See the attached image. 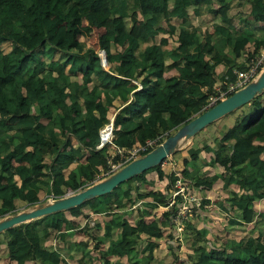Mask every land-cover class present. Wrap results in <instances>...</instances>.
I'll return each instance as SVG.
<instances>
[{
	"label": "trees",
	"instance_id": "obj_1",
	"mask_svg": "<svg viewBox=\"0 0 264 264\" xmlns=\"http://www.w3.org/2000/svg\"><path fill=\"white\" fill-rule=\"evenodd\" d=\"M166 1L0 0V216L14 212L20 203H36L45 192L61 195L96 179L98 168H106L104 152L94 149L98 127L112 114L114 100L121 107L113 116L112 140L127 147L169 134L203 109L216 81L235 77L234 43L252 37L235 30L233 18L241 12L253 18L264 14V0H244L238 10L230 0H170L169 9ZM202 13L216 20L207 31L190 21V15ZM165 14L176 18L167 22L172 39H155ZM138 16L143 29L134 35L130 25ZM92 28L97 30L107 69L100 65L93 47L79 39ZM4 41L10 44L8 50L1 47ZM261 44L264 36L256 40V46ZM40 53L47 59L40 58ZM246 58L248 62L250 57ZM218 63L224 69L216 75ZM65 67L71 74L68 81L61 77ZM237 68L245 70L247 64ZM133 79L140 87L135 88ZM248 102L251 107L216 135L212 146L188 145L172 167L160 161L77 205L7 227L8 256L15 264L65 263L57 247L33 245L25 228L42 221L43 234L53 227L63 237L72 227L69 216L82 214L84 207L88 213L110 214L123 197L138 198L149 207L163 205L166 196L159 190L132 195L138 186L131 182L144 181V173L154 170L158 176L168 172L169 186L174 171L200 191L212 188L217 179L223 187L236 186L238 191L230 188L226 196L228 206L220 202V208L234 211L227 217L229 225L250 231L259 225L256 234L245 232L218 247L201 242L207 227L196 228L184 220L192 234L194 264H264V208L256 215L254 209V199L264 197V100L254 96ZM201 148L211 151V162L223 169L197 175L207 165L198 156ZM197 159L201 166L194 164ZM123 183L126 186L121 188ZM174 207L161 210L162 223L146 210L142 214L149 218L137 222H131L126 213L110 214L103 222L87 221V227L101 229L100 235L91 237L94 244L107 242L99 252L102 264H117L107 255L126 256L128 264H151L152 249L163 229L168 226L177 233L170 225ZM113 229L116 235L111 238ZM142 234L144 256L138 257L133 251ZM72 244L82 245V253L72 264H89L90 257L84 253L87 242Z\"/></svg>",
	"mask_w": 264,
	"mask_h": 264
},
{
	"label": "rangeland",
	"instance_id": "obj_2",
	"mask_svg": "<svg viewBox=\"0 0 264 264\" xmlns=\"http://www.w3.org/2000/svg\"><path fill=\"white\" fill-rule=\"evenodd\" d=\"M244 0H230V4L234 6V10L240 9V4ZM167 2V1H166ZM55 7V5H54ZM165 7L166 3H165ZM137 15V14H136ZM241 15L238 13L237 17ZM165 17L162 18L160 25L158 26V33L155 36V39H158L160 36H166L169 40L172 39L171 36L168 35V26H167V15H164ZM236 17V21H237ZM190 21L193 25H198L201 29V31H207L209 30L212 23L215 22V18H213L209 13H204L202 15H190ZM132 25V23H131ZM130 25V27H131ZM78 29V28H77ZM140 29V28H137ZM132 33L134 35H137L139 32L133 31ZM174 35V34H173ZM79 39L82 40L85 43V46L94 47V49H97V30L92 28L90 32L84 33L82 35H79ZM9 42L4 41L1 42V47L4 50L9 49ZM40 58L47 59L43 54H39ZM53 57H56V53L53 54ZM222 66L223 64L220 63ZM66 68V67H65ZM220 69V68H219ZM218 69V70H219ZM223 70V68H222ZM221 71H216V75H219ZM261 70H259L254 74V78L257 75V73ZM168 74V73H167ZM165 73L164 75L167 76ZM259 100H264V89L257 92L254 95ZM253 96V97H254ZM252 97V98H253ZM115 103V104H114ZM117 103V100L113 102L111 105V108L113 107L112 111L115 110V105ZM205 107V106H203ZM251 107L250 103L248 101L242 103L241 105L237 106L236 108L231 110V114L233 115L232 118H228V114H225V116H219L203 127L199 128L196 132H194L192 135L183 136L180 139H178L177 143L175 144L173 150L168 153L166 156L163 157L164 161H176L177 157L179 155H182L186 152V147L188 145L192 146H200L203 147V145L208 144L210 146L213 145L214 137L218 135L221 131L225 130L230 124H232L234 121L239 119L238 117L241 116L245 111H247ZM175 128L171 129L169 133L173 132ZM162 136V138H164ZM29 145H25V147H28ZM151 145H149L150 147ZM212 153L211 151H206L205 149L201 148L198 152V156L205 160L207 163L206 166L200 167L199 174L197 175H203L204 173H210L212 170L219 171L223 169L222 166L218 165L216 162H211L210 157ZM166 163V162H165ZM164 163V164H165ZM194 164L201 166L200 160H195ZM212 166V167H211ZM10 172V169L8 170ZM106 176V175H105ZM105 176H100L98 179H102ZM16 179V176H14ZM144 181H132L131 185H137L138 189L133 190L132 195H135L136 193H145L149 189L152 190H159L165 193L166 199H167V193H168V172L163 173L162 176H158L154 170H150L144 173ZM188 182V181H187ZM91 183V182H90ZM191 184V182H189ZM126 186L125 183L121 185V188H124ZM190 187V185L188 184ZM230 188H233L234 190L238 191L237 187L234 185H230L228 187L221 186V180L217 179L213 183L212 190L209 189L208 192H206V189H203L201 193L207 194L206 197L202 196L201 202H207L205 204L211 203L210 207H206V209H201V207L197 210V214L195 216L188 217L186 221H190L189 223L196 227H207V231L205 233V238L201 241L202 243H205L207 245L212 246H223V243L228 238H238L241 234H244L245 232H251L253 234H256L259 225H257L253 230L250 231V229L244 227V226H238V225H229L227 221L228 215L231 213L233 214L234 211L231 209L224 210L222 207L220 208V202H222L225 206L227 205L226 202V196L230 192ZM191 189V188H190ZM208 190V189H207ZM191 191H194L195 193H198L199 190H196L194 188L191 189ZM47 192L42 194V198H40L37 202H46V197L50 198V194ZM221 195V196H220ZM123 201L120 205L116 206L117 208L111 212L112 215H119V213H126V216L131 220V222H137L142 219H147L149 216L143 215V211H147L158 221L159 223L163 222V215L162 211L165 209L162 205H156L153 207L145 206L139 200L138 198L130 201V198L123 197ZM145 201V200H142ZM255 201V199H254ZM263 201V200H262ZM32 204L29 206H25V204L20 203L19 206L16 207L17 210L21 209H27L33 207ZM261 204L256 203L254 204V207L257 208L260 207ZM261 207L264 208V203L261 205ZM82 214L70 217V225L72 227H68L67 234L61 237L58 234V231L56 232V228L48 227V232L46 234H43V222H37L35 224H32L25 228L26 235L28 236L31 243L35 246H44V245H51L53 247H57V250L61 252L60 255L64 257L66 260L65 263L60 264H72L78 256L82 253L81 247L82 245H73L72 243L76 240H84L87 242L86 246L84 247V250L86 254L90 257L89 264H102L101 260L99 259V252L101 250H104L107 246V242L103 244H97L95 245L94 238H91L94 235H100V231H97V229H94L93 226L87 227V221L93 222L101 221L103 222L106 220L110 215L107 213H97L92 215L93 213H88V207L82 208ZM259 209V208H258ZM15 212V211H14ZM87 213V217L85 214ZM5 215L4 217H6ZM196 217V218H195ZM94 219V220H93ZM92 224V223H91ZM166 226V228L163 229L162 236L160 238L156 239L155 246L152 249V260L151 264H194L195 262V253L192 251V245L190 242L192 241V234L190 232V229L185 226V224L179 229V233H175L170 228ZM62 229V226H61ZM64 231V230H63ZM70 232V233H69ZM86 233H89L88 236L85 235ZM169 232H172L169 234ZM69 233V234H68ZM116 235V229L111 230L109 236L115 237ZM144 237L145 235H141L135 245V250L133 251V254L138 257H143L144 253H142L141 248L144 244ZM176 239H179L178 243L176 242ZM5 240H6V233L5 230L0 231V264H15L14 260L8 256V252L5 249ZM176 246L178 248H176ZM109 257H113L114 255H107ZM113 260L117 262V264H128V258L126 256L124 257H113ZM219 261V260H218ZM28 264H41L40 261L34 260L30 261Z\"/></svg>",
	"mask_w": 264,
	"mask_h": 264
},
{
	"label": "water",
	"instance_id": "obj_3",
	"mask_svg": "<svg viewBox=\"0 0 264 264\" xmlns=\"http://www.w3.org/2000/svg\"><path fill=\"white\" fill-rule=\"evenodd\" d=\"M101 64H106V57L102 49ZM264 89V66L260 74L254 80L249 81L242 87L234 90L214 104L190 116L184 123L179 125L173 132L168 134L159 143L151 147L143 154L127 161L118 169L106 177L94 181L75 191H67L62 195L47 199L46 202H38L31 208L15 211L0 218V231L19 222L77 205L84 199L109 191L117 183L142 171L143 169L157 164L164 156L170 153L178 139L192 135L199 128L213 119L223 115L242 103L250 100L257 92ZM66 193H69L66 195Z\"/></svg>",
	"mask_w": 264,
	"mask_h": 264
},
{
	"label": "built area",
	"instance_id": "obj_4",
	"mask_svg": "<svg viewBox=\"0 0 264 264\" xmlns=\"http://www.w3.org/2000/svg\"><path fill=\"white\" fill-rule=\"evenodd\" d=\"M264 60V49L260 50L255 54L243 71L237 72L236 77L233 80H223L221 85H214V91L208 95V104L213 103L217 98L223 97L226 93L232 91L235 88L242 86L245 82L251 80L254 74L257 72L258 64ZM139 86V84H138ZM205 88V86L203 87ZM113 125L112 121L109 120L104 123L99 129V142L94 146L95 149L100 148L102 145L112 144L113 137ZM160 136H155L153 138H146L142 144L132 145L130 147L123 146H113V150L106 154L107 170L100 171L99 174L107 173L119 166L123 161L134 157L139 151H143L147 146L153 145L159 140ZM116 155L117 158L114 160L113 156ZM166 162V163H165ZM167 164L170 167L173 166V161H161V164ZM174 178L172 184L168 188L166 203L163 207L168 210L171 209L173 205L175 207L170 212L171 213V226L179 230L183 226V221L187 220L193 214L197 213L200 205L208 207L207 202H201V193H195L191 191L187 181L179 175V172H173ZM202 195V196H201ZM51 196H53L51 194ZM206 197V196H204Z\"/></svg>",
	"mask_w": 264,
	"mask_h": 264
},
{
	"label": "crops",
	"instance_id": "obj_5",
	"mask_svg": "<svg viewBox=\"0 0 264 264\" xmlns=\"http://www.w3.org/2000/svg\"><path fill=\"white\" fill-rule=\"evenodd\" d=\"M170 3H171V1L167 0V2H166V6H167L166 8L167 9H169ZM202 14H204V13H202ZM202 14H199V15H202ZM236 17L233 18L234 19L233 22L235 23L234 24L235 25V27H234L235 30L244 32V35L252 37V40H247L246 38H242L240 40H237L234 43V47H233V54H234V60H235L234 64L236 65V67H238V65L243 63V62L246 64V61H247L246 57L247 56L251 57L258 50L264 48V46L262 44L256 46V40L261 39L264 36V14H261V15L257 16L256 18H253L250 15L246 14L245 12H241V15H239L237 17V21H236ZM167 18H168L167 22L176 20V18H172V17H168V16H167ZM84 22H85V18L82 16L80 18V24L82 25ZM137 28H140V29H137ZM130 29H131V31L133 30V31H136V32H140L143 29V22H142V19L139 16H138V18L135 21L132 22V25H131ZM222 68L224 69V66H222L220 63H218L216 65V67H215V70L218 72V71H221ZM61 77L64 79V81H68V80L71 79V74L69 75V72L65 68L63 70V72L61 73ZM230 112H231V110L226 112V113H224L222 116H225V114H228L227 115L228 118H232L233 115H229V114H231ZM70 165L72 166L74 164L72 163ZM210 190H212V189L210 188ZM208 191H209V189L208 190L206 189V192H208ZM256 203H259V204L262 205L264 203V199L263 198L262 199H258V200L255 201L254 204H256ZM261 205H260V207H258L259 209L257 208V211H261L263 209V207H261ZM255 210H256V207H255ZM94 214H97V213H93L92 215H94ZM94 221L97 222L96 220H94ZM177 233H179V231ZM178 240L179 239L176 240L177 243L179 242ZM103 243H106V242H100V244H103ZM60 254H61V252H60ZM113 257H117V256L114 255ZM113 257H109V260H113L112 259ZM113 261H115V260H113Z\"/></svg>",
	"mask_w": 264,
	"mask_h": 264
},
{
	"label": "clouds",
	"instance_id": "obj_6",
	"mask_svg": "<svg viewBox=\"0 0 264 264\" xmlns=\"http://www.w3.org/2000/svg\"><path fill=\"white\" fill-rule=\"evenodd\" d=\"M93 49H94V47H93ZM262 49H264V48H262ZM262 49H260V50H262ZM260 50H258L255 54H257ZM94 51L97 53V55H98V58H99V63H100V65L102 66V68H104V69H107V61H106V64H101V57H102V54H103V52H102V49L101 48H99V46H98V44H97V49L95 50L94 49ZM105 53V52H104ZM254 54V55H255ZM254 55H252L250 58H249V61L248 62H246V64H247V66H248V64H249V62H250V59L254 56ZM264 66V60L260 63V64H258V68H257V71L259 70V68H262ZM233 69V71L236 69V71L237 72H240V71H243V70H239L237 67H233L232 68ZM235 72V71H234ZM165 74V73H164ZM235 77H236V72H235ZM234 77V78H235ZM256 77V76H255ZM233 78V79H234ZM232 79V80H233ZM255 78L253 77L251 80H249V81H252V80H254ZM133 81L136 83V87L135 88H138V87H140V83L138 82V80L137 79H133ZM223 81V80H222ZM226 81V80H225ZM228 81V80H227ZM249 81H247V82H245L243 85H245L246 83H248ZM138 84H139V86H138ZM214 85H221V81H216L214 84H213V86ZM242 85V86H243ZM213 86H212V91H214V88H213ZM242 86H240V87H242ZM240 87H238V88H240ZM238 88H235V89H233L232 91H230V92H228V93H226L223 97H225L226 95H228V94H230L231 92H233L234 90H236V89H238ZM212 93V92H211ZM210 94V93H209ZM208 94V95H209ZM223 97H220V98H217L213 103H211V104H208V96H207V101H206V103L203 105V106H205V107H203V109H205V108H207V107H209L210 105H212V104H214L215 102H217L219 99H221V98H223ZM114 102V101H113ZM115 104V103H114ZM116 107V109L115 110H113L112 111V114L110 115V116H108V118L106 119V121H104L99 127H98V129L104 124V123H106L107 121H109V120H111L112 121V125H113V116H114V114L116 113V111L121 107V105H119L118 104V102L116 103V105H115ZM236 108V107H235ZM111 109H113V107L111 108ZM202 109V110H203ZM234 109V108H233ZM201 110V111H202ZM200 112V111H199ZM197 113V112H196ZM192 116V115H191ZM206 125V124H205ZM177 128V127H176ZM175 128V129H176ZM113 129H114V126H113ZM112 132H113V130H112ZM196 132V131H195ZM170 134V133H169ZM165 135V137L168 135L167 133L166 134H162V135H159L160 136V138H159V140L156 142V143H154L153 145H151L150 147L149 146H147L143 151H139L134 157H132V158H129V159H127V160H125V161H123L119 166H117L116 168H114L113 170H111V171H108L107 173H102V174H99L100 173V171L102 172V171H106L107 170V167H108V165H107V161H106V168L105 169H103L102 167H99L98 168V170H97V172L95 173V180H93V182L94 181H97V180H99L98 178H100V176H107V175H109L110 173H112L113 171H115L116 169H118L120 166H122L123 164H125L127 161H129V160H131V159H133V158H135V157H137V156H139V155H141V154H143L144 153V151L146 152L147 151V148L149 147V149L151 148V147H153L154 145H156L157 143H159L163 138H162V136H164ZM113 136H114V133H113ZM164 137V138H165ZM112 139H113V137H112ZM145 141V140H144ZM99 142V134H98V140H97V143ZM96 143V144H97ZM95 144V145H96ZM136 144H141V143H136ZM136 144H132V145H136ZM94 145V146H95ZM131 145V146H132ZM113 146H121V145H116V144H114L113 143V140H112V144H106V145H102L100 148H98V149H95V150H99V151H102V152H104V155H105V158H106V154H109L112 150H113ZM123 147H126V146H123ZM127 147H130V146H127ZM148 149V150H149ZM116 155H114L113 156V159L115 160L116 158H117V156H116V158H114ZM163 160V158L160 160V161H162ZM159 161V162H160ZM158 162V163H159ZM174 162V161H173ZM161 163V162H160ZM178 172V171H177ZM180 175V174H179ZM105 176V177H106ZM181 176V175H180ZM182 177V176H181ZM183 178V177H182ZM186 181H188V179H186V178H184ZM92 183V182H91ZM187 183H189V181L187 182ZM90 184V183H89ZM88 185V184H87ZM189 185H190V187L189 188H194L190 183H189ZM86 186V185H85ZM78 189H80V188H78ZM195 189V188H194ZM77 190V189H76ZM69 191V190H68ZM71 191H75V190H71ZM65 192H67V191H65ZM64 192V193H65ZM198 193H201V191L199 190L198 191ZM50 194V198H48V197H46L45 199H51V198H53V197H55V196H59V195H54V194H52V193H48V194H46V195H49ZM51 194L53 195V196H51ZM202 194V193H201ZM62 195V194H61ZM202 195H204V196H206L204 193L202 194ZM42 198V197H41ZM264 199V197H256L255 198V201L256 200H258V199ZM255 201H254V203H255ZM36 203H38V202H36ZM36 203H33V204H36ZM164 205V204H163ZM162 205V206H163ZM29 206V205H28ZM202 206V205H201ZM211 206V203H209V206L208 207H210ZM16 209V208H15ZM254 209H255V207H254ZM21 210H24V209H21ZM164 210H166V209H164ZM16 211V210H15ZM17 211H20V210H17ZM259 211H256L255 210V215L258 213ZM13 213V212H12ZM7 214H9V213H6V214H4L3 216H0V218L1 217H4L5 215H7ZM170 224V223H169ZM171 225V224H170ZM174 228V227H173ZM175 229V228H174ZM4 230V229H3ZM177 232L178 231H180V230H177V229H175ZM56 232H57V230H56ZM177 240V239H176ZM177 242V241H176Z\"/></svg>",
	"mask_w": 264,
	"mask_h": 264
},
{
	"label": "bare ground",
	"instance_id": "obj_7",
	"mask_svg": "<svg viewBox=\"0 0 264 264\" xmlns=\"http://www.w3.org/2000/svg\"><path fill=\"white\" fill-rule=\"evenodd\" d=\"M263 67L261 68V70L257 73L256 77L260 74V72L262 71ZM69 193H66V195H68Z\"/></svg>",
	"mask_w": 264,
	"mask_h": 264
}]
</instances>
